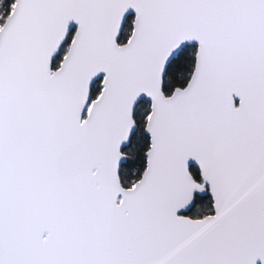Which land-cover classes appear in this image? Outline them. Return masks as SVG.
<instances>
[{
    "label": "snow or ice",
    "instance_id": "snow-or-ice-1",
    "mask_svg": "<svg viewBox=\"0 0 264 264\" xmlns=\"http://www.w3.org/2000/svg\"><path fill=\"white\" fill-rule=\"evenodd\" d=\"M0 264H264V0H0Z\"/></svg>",
    "mask_w": 264,
    "mask_h": 264
}]
</instances>
